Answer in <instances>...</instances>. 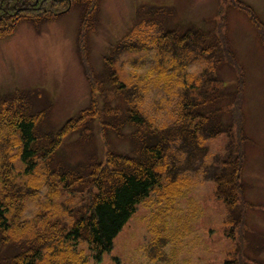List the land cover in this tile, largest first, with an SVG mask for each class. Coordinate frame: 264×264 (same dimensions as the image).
Returning <instances> with one entry per match:
<instances>
[{
	"label": "rangeland",
	"instance_id": "rangeland-1",
	"mask_svg": "<svg viewBox=\"0 0 264 264\" xmlns=\"http://www.w3.org/2000/svg\"><path fill=\"white\" fill-rule=\"evenodd\" d=\"M245 1L264 22V0ZM229 3L225 4L227 38L245 74L242 102L245 139L240 147L244 153L242 181L247 204L238 201L232 207L217 193L216 174L225 170L232 148L228 133L208 137L199 130L194 141H186L181 134V129L185 133L194 130L199 120L186 121L182 105L187 107L207 98L212 86L201 83L187 89L177 83L167 87L161 80L148 83L160 76L159 66L171 72L184 60L188 61L184 64L186 72L178 74L183 79L194 73L202 79L209 75L207 81H211L218 74L220 91L235 89L236 69L227 60L216 64L214 69L216 59L200 55L198 59L191 43L185 48L177 45L172 48V41L167 39L152 41L162 35L163 27L183 34L191 28L215 24L218 0H101L97 28L88 38L89 61L96 71H103L104 57L113 56L120 79L132 81L130 89L135 94L129 92L127 96L136 98V104L146 112L154 128L171 133L166 149L171 172L167 177L164 175L161 186L137 204L136 211L115 237L113 249L104 252L100 260L85 241L78 243L76 251L84 253L79 264L84 261L86 264H239L240 261L264 264V46L246 13L234 7L231 0ZM139 9L144 17H139ZM151 11L153 16L146 17ZM140 18H145L149 31L143 29ZM79 20L80 8L74 6L54 20L38 25L23 23L13 35L0 40V96L26 91L30 111L47 112L38 124L44 134L57 131L89 102V84L76 45ZM175 55L172 61L170 56ZM192 58L197 61H189ZM190 110L197 114L196 110ZM224 118H228L227 113ZM131 131L126 129L125 136L109 132L112 148L122 152L132 150ZM144 133L148 135L146 130ZM198 133L204 135V140ZM75 137L68 136L50 158L39 159L36 173L38 170L44 178L42 186L27 200L21 219H28L36 229L42 224L38 220L40 213L54 214L60 223L71 225L79 217V208L89 202L88 180L66 187V181L50 177L51 169L81 167L91 157L97 160L104 157L105 143L96 129L92 139L78 138L76 134ZM4 140L0 139V152L5 150ZM231 158L233 161L235 156ZM80 171L86 176V171ZM177 177L185 180V186L172 197L176 187L166 185ZM16 182L22 184L25 180L18 176ZM50 182L58 190L51 202ZM63 243V247L75 245ZM0 251L5 253L7 248ZM70 261L63 264H71Z\"/></svg>",
	"mask_w": 264,
	"mask_h": 264
},
{
	"label": "trees",
	"instance_id": "trees-1",
	"mask_svg": "<svg viewBox=\"0 0 264 264\" xmlns=\"http://www.w3.org/2000/svg\"><path fill=\"white\" fill-rule=\"evenodd\" d=\"M231 1L234 7L246 13L264 45V23L255 9L242 0ZM100 2L101 0H0V39L12 35L23 22L37 25L56 18L73 5L79 6L81 16L77 46L90 85L89 104L69 118L55 133L39 134L38 124L42 121L45 111L31 113L24 92L17 90L12 95L0 98V139H5L2 142L5 150L0 152L3 153L0 155V248H7L5 253L0 251V264H63L66 260H71V264H79L84 256L83 250L76 251L80 241H85L94 252V257L100 260L104 252L113 249L115 237L136 211L137 204L145 200L153 189L161 186L164 175L167 177L171 172L166 159V149L172 139L171 133L154 128L146 112L136 104V98L133 100V97L127 96L129 92L135 94L130 89L132 81L120 79L119 68L114 64L113 56H105V68L101 72L95 71L89 61L88 38L89 33L97 28ZM218 16L215 28H192L183 34H176L175 29L162 26V35L152 39L153 41L164 38L172 41V48L176 45L185 48L191 43L196 52L194 56L198 59L199 55L216 59L214 69L216 64L225 60L236 69L235 89L226 92L224 89L220 91L218 74L210 78L214 82L207 81L209 75L206 79L194 73H188L187 79H183L182 75L178 76L186 72L184 64L188 61L184 60L176 64L177 67L171 72H168L166 67L159 66L160 76L148 81L151 83L161 80L167 87L177 83L187 89L201 83L207 87L212 86L210 96L194 105L188 104L186 107L183 104L181 107L182 116H185L186 121L199 118L194 130L185 133L186 130L181 129L186 141H194L197 130L204 131L208 137L227 132L233 144L234 132L237 141L244 139L242 102L245 74L227 38V18L222 5ZM144 20L145 18H142L139 22L143 29L149 31ZM150 20L155 23L153 19ZM140 43L142 44L141 41ZM129 49L132 51L131 46ZM176 56H170L172 61ZM197 58L189 61H197ZM189 109L196 110L197 114L188 111ZM226 113L227 119L224 118ZM95 129L105 143L103 159H90L81 167L50 172L52 179L60 178L66 181V187L88 180L89 202L85 207L79 208V217L69 225L60 223L54 218V214L40 213L38 220L42 224L37 229L28 219L21 220L27 200L40 190L41 179H44L38 170L36 173L38 158H49L65 138L72 134H77L79 138H94ZM126 129H132L129 136L134 145L133 149L130 152H122L112 148L108 133L125 136ZM230 155L235 156L234 160L229 158L225 162L227 166L225 165L223 172L216 174V182L218 195L234 207L238 201L243 200V153L237 148L236 152L232 149ZM80 169L86 171V176L81 174ZM18 176L25 182L18 184ZM184 182L185 180H180L179 177L167 181V188L176 187L172 197L182 192ZM186 182L188 185L189 182ZM55 185L51 182L49 184L50 202L58 193ZM168 192L171 193L170 190ZM240 223L241 221L239 225L242 229ZM156 238H159L158 234ZM64 241L73 242L75 245L71 247L67 244L63 247Z\"/></svg>",
	"mask_w": 264,
	"mask_h": 264
}]
</instances>
